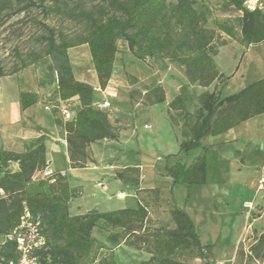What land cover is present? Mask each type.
Listing matches in <instances>:
<instances>
[{"label": "trees", "instance_id": "trees-1", "mask_svg": "<svg viewBox=\"0 0 264 264\" xmlns=\"http://www.w3.org/2000/svg\"><path fill=\"white\" fill-rule=\"evenodd\" d=\"M52 1L55 11L66 0ZM92 9L84 5L66 9L64 15L78 25V31L69 37L63 32L50 29L44 38L41 52L32 53L23 59L21 66L6 73L0 63V79L11 77L45 57L52 59L50 69L57 83L58 99L63 102L77 98L74 119L65 121L59 109L54 108L56 128L61 129L67 143L69 166L84 169L88 164V148L102 141H119L120 131L109 119L108 110L95 106V88L75 78L68 50L88 46L99 88L104 91L114 73L118 42L123 40L130 53L140 61L150 59L167 60L185 68L190 83L198 82L208 87L219 79H229L220 71L214 56L217 54V31L207 27L209 8L196 0H178L173 6L168 0H100ZM245 0H224V7L239 11L241 16V41L247 45L264 42V14L244 9ZM24 8L37 6L34 0H19ZM12 8L9 0H0V25L5 13ZM218 29L232 39L235 32L227 24ZM168 104L170 109L180 110L185 129L181 132L179 152L166 156L165 172L171 177L173 186L184 185L186 201L192 197L195 186L207 183V153L215 145H207L210 137L219 136L248 120L264 114V78L247 84L236 93L221 96L220 92L205 91L199 96L200 107L196 116L186 110L185 85ZM37 92L20 90L19 103L23 112L38 103ZM145 104L154 106L167 101L165 89L157 85L144 95ZM35 147L25 152H14L0 148V189L5 196L0 198V236L5 242L0 246V257L17 260L19 253L15 242L7 237L21 224V218L28 210L34 217H40L41 226L47 237L48 249L39 252L41 264H91L98 248L93 231L100 225L112 230L107 235L111 243L126 245L151 255L143 264H188L186 258L201 259L202 264H212L213 245H203L191 216L175 203L171 190L174 227L151 228L148 226L150 210L140 196L147 193L154 196L153 204L160 201L158 188H142V170L139 166H125L115 172L116 180L130 185L138 201L137 208H123L111 211L91 209L84 214L72 215L70 205L82 197L80 187H72L69 177L56 170L54 176L43 177L38 182L36 174L50 166L47 159V138L42 135L34 139ZM201 150L191 163L184 161L190 152ZM174 159L172 165L168 160ZM19 170L12 169L13 164ZM34 184L41 191L30 195L28 188ZM258 243L257 247L260 246ZM257 247H254L256 251Z\"/></svg>", "mask_w": 264, "mask_h": 264}, {"label": "rangeland", "instance_id": "rangeland-1", "mask_svg": "<svg viewBox=\"0 0 264 264\" xmlns=\"http://www.w3.org/2000/svg\"><path fill=\"white\" fill-rule=\"evenodd\" d=\"M12 8L5 13V21L0 25V63L6 73L21 66L23 59L32 58V53L41 52L44 38L50 29L63 32L69 37L78 31V25L64 15L66 9L84 5L92 9L100 0H66L59 4L60 11L53 9L54 3L44 5L52 12L45 11L40 0L37 6L24 8L19 0H9ZM178 0H168L173 6ZM209 8L207 27L217 31V54L214 59L220 71L229 77L214 82L208 87L198 82L190 83L184 67L162 59L137 60L129 51L127 44L118 42L114 73L106 90L96 87V73L91 63L88 46H78L68 50L70 64L77 80L87 82L95 88L96 100L109 97L112 108L108 110L109 119L122 132L120 141H102L91 145L87 152L91 159L87 169H78L69 175L70 184L80 187L82 197L76 205H70V213H86L91 209L111 211L123 208H137L138 201L130 196L125 201L117 199L122 190L130 194V185L114 187L122 183L115 178V172L125 166H139L142 170V188H158L160 201L153 204L154 196L142 193V202L149 207L151 228L174 227L171 217L173 208L171 190L175 203L192 218L203 245H213L212 264H264V190L259 189L256 173L264 171V122L257 121L243 126L240 149L220 140L209 138L205 144L213 143L216 148L207 154L209 162V183L195 186L192 197L186 201L187 190L184 185L173 186L172 179L165 172L166 156L179 152L181 132L186 128L180 110L170 109L168 99L172 100L185 85V107L196 116L200 107L199 96L205 91L220 92L227 96L238 92L244 85L264 78V46L250 45L241 41V16L239 11L226 8L224 0H196ZM264 21V18L262 19ZM219 24H227L235 32L232 39L218 29ZM52 59L43 58L12 77L2 79L0 85V120L4 122L13 108L16 91H35L40 95V109L51 112L62 106L58 99L57 83L50 69ZM98 80V79H97ZM157 85L165 89L167 101L163 104L148 106L144 95ZM104 92V93H103ZM78 101L71 99L70 106L75 109ZM3 110L4 115L1 116ZM33 113V112H32ZM35 113V112H34ZM40 128L50 130L52 121L48 114L37 115ZM148 126V127H147ZM48 134L50 131H47ZM58 135L65 139L61 129ZM258 132V133H257ZM56 136V135H55ZM57 137V136H56ZM208 142V143H207ZM57 143L65 146L62 140ZM64 150L55 156L58 168L66 169L67 158ZM201 150H195L184 161L191 163ZM174 159L168 160L172 165ZM39 175L35 181L41 180ZM260 178V177H259ZM257 179V180H256ZM260 180V179H259ZM258 181V183H257ZM254 185V186H252ZM41 191L38 184L28 188L30 195ZM246 203H252L253 209ZM80 207V208H79ZM81 209V210H80ZM111 229L100 225L93 231L98 248L96 258L91 264H143L150 254L132 248L124 242L111 243L107 235ZM5 239L0 236V246ZM260 246L257 247L258 243ZM254 247H257L254 251ZM188 264H202L201 259L186 258Z\"/></svg>", "mask_w": 264, "mask_h": 264}, {"label": "crops", "instance_id": "crops-1", "mask_svg": "<svg viewBox=\"0 0 264 264\" xmlns=\"http://www.w3.org/2000/svg\"><path fill=\"white\" fill-rule=\"evenodd\" d=\"M261 45L264 46V43ZM250 47L251 48H249L248 51H250L252 49L253 45H250ZM4 78H2V79H4ZM2 79H0V85H1ZM96 84L98 85L97 78H96V83L93 84V86L96 87ZM244 87H245V85L242 88H244ZM99 90L101 91L100 88H99ZM107 91L108 90H106V92ZM19 92H20V90L17 89L16 97L13 99V108H12V112L10 113V115L7 116V118H5L4 122L2 120H0V148H4L6 150L19 152V153L29 151L36 146L34 143V139L44 135L47 138V150H48L47 159H48V162L50 163V169H52L54 171L63 170L67 174L68 177L72 173H76L78 171V169H72L69 166V159H68V153H67V143H66L65 139H61V137L58 135L57 128L55 126L52 113L49 111V109L42 111L39 107L40 103H36L35 105L31 106L30 108H28L27 110L22 112L20 110ZM33 92L38 93V89H36ZM74 99L77 100V98H74ZM169 101H171V100L168 99V102ZM1 113H2L1 116L2 115L5 116L4 115L5 113H3V110ZM45 113L48 114V116L51 118V121H52V128H50V130H46L45 128H40L38 125L37 115H43ZM256 121L258 122L257 126H256L257 131H258V126L264 122V114L256 116V117L248 120L247 122L240 124L239 126L228 131L225 134L215 136V137H210V138L220 140L223 143H227L228 145L236 146L237 149H240L241 148L240 145L242 144L241 139H242L243 133L241 134V133H239V131L241 130V128H243V126H247L248 124H251L252 122H256ZM47 131H50L49 134ZM121 137H122V132H120L119 141L121 140ZM57 140H62V142L65 143V146L57 143ZM110 142H114V141H110ZM207 145H215V144L209 142ZM215 148H216V146H215ZM215 148L213 150H215ZM63 150H64L63 154L67 158L66 162H67L68 167L66 169L58 168V166L55 164L56 154L62 152ZM213 150H211V151H213ZM90 160L91 159L88 160V164H89ZM88 164H87V168H88ZM209 166H210V164L208 162L207 183H209V175H208ZM87 168H84V169H87ZM12 169L14 171H18L19 165L16 163L13 164ZM39 175H41V174H36V176L34 177V180H36V177H38ZM256 175H257L256 177L259 181V179L261 178V174L259 176V173H256ZM258 181H257V183H258ZM113 184H114V187H116V188L119 186L120 187L126 186L123 183H113ZM252 186H254V185H252ZM72 187H76V186H72ZM126 188H128V187L126 186ZM117 195H118L117 199L122 201V202L125 201L130 196L135 197V195L132 192L130 194H128L127 192H123L122 190H120ZM4 196H5V194H4L3 190L0 189V198H2ZM76 202H77V200L75 199L72 201V204L76 205ZM76 211H78V210H76ZM76 211H74L73 215L81 214V213H77ZM82 214H84V213H82Z\"/></svg>", "mask_w": 264, "mask_h": 264}, {"label": "built area", "instance_id": "built-area-1", "mask_svg": "<svg viewBox=\"0 0 264 264\" xmlns=\"http://www.w3.org/2000/svg\"><path fill=\"white\" fill-rule=\"evenodd\" d=\"M244 9L251 12H260L264 14V0H245ZM62 106H59V112L65 121L74 119V109L70 106L69 101H60ZM95 106L100 110H109L112 108V102L109 97L103 100H98ZM47 109H49L47 107ZM148 127V126H147ZM55 171L50 169V166L43 172L42 177H52ZM62 175H66L61 171ZM259 189L264 190V171L259 180ZM249 209H253L252 203L245 205ZM8 241L16 243L19 258L17 260H7L0 257V264H41L39 252L48 249L47 237L43 232L40 217H34L28 210L21 218L20 226L15 229L7 237Z\"/></svg>", "mask_w": 264, "mask_h": 264}]
</instances>
